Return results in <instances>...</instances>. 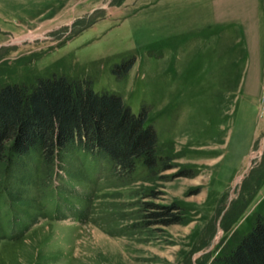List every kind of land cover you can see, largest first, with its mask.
I'll return each mask as SVG.
<instances>
[{"label": "rangeland", "instance_id": "obj_1", "mask_svg": "<svg viewBox=\"0 0 264 264\" xmlns=\"http://www.w3.org/2000/svg\"><path fill=\"white\" fill-rule=\"evenodd\" d=\"M156 2L0 0V90L89 79L147 110L171 167L127 174L74 144L52 161L6 152L0 264H216L264 218V0L254 27L199 35L154 28ZM150 204L180 222L153 224Z\"/></svg>", "mask_w": 264, "mask_h": 264}, {"label": "trees", "instance_id": "obj_2", "mask_svg": "<svg viewBox=\"0 0 264 264\" xmlns=\"http://www.w3.org/2000/svg\"><path fill=\"white\" fill-rule=\"evenodd\" d=\"M133 65V59L124 62L113 74L122 79ZM147 118L146 109L134 114L122 96L95 92L89 79L53 75L29 86L7 85L0 90V159L8 151L19 156L40 147L52 161L58 150L74 144L100 150L127 174L140 163L151 175L163 173L171 167L158 154V135ZM150 206L160 209L149 214L153 224L180 222L176 205ZM216 264H264V218L258 217L251 232Z\"/></svg>", "mask_w": 264, "mask_h": 264}, {"label": "crops", "instance_id": "obj_3", "mask_svg": "<svg viewBox=\"0 0 264 264\" xmlns=\"http://www.w3.org/2000/svg\"><path fill=\"white\" fill-rule=\"evenodd\" d=\"M154 5L162 10L153 13L152 26L183 35L216 28H252L262 11L261 0H157Z\"/></svg>", "mask_w": 264, "mask_h": 264}, {"label": "water", "instance_id": "obj_4", "mask_svg": "<svg viewBox=\"0 0 264 264\" xmlns=\"http://www.w3.org/2000/svg\"><path fill=\"white\" fill-rule=\"evenodd\" d=\"M240 181H241V180H239V181L237 182V184L240 183ZM200 255H201V254H200Z\"/></svg>", "mask_w": 264, "mask_h": 264}]
</instances>
